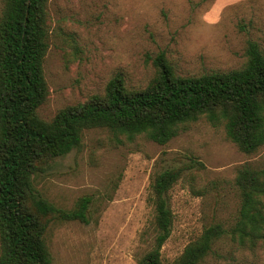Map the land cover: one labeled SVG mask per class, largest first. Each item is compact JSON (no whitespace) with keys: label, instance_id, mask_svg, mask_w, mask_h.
<instances>
[{"label":"rangeland","instance_id":"374dc122","mask_svg":"<svg viewBox=\"0 0 264 264\" xmlns=\"http://www.w3.org/2000/svg\"><path fill=\"white\" fill-rule=\"evenodd\" d=\"M48 13L49 95L39 108L47 120L104 94L118 74L129 88H146L161 55L176 73L190 76L243 67L249 41L264 48V0H49ZM244 165L264 170V145L245 153L224 123L206 117L166 144L144 134L85 130L80 147L34 178L37 190L59 207L91 199L89 222L50 225L52 264H139L156 235L153 179L171 168L181 177L169 192L174 221L162 258L175 262L210 224L234 223L236 176ZM215 250L200 264H264V242L251 249L224 237Z\"/></svg>","mask_w":264,"mask_h":264},{"label":"trees","instance_id":"16d2710c","mask_svg":"<svg viewBox=\"0 0 264 264\" xmlns=\"http://www.w3.org/2000/svg\"><path fill=\"white\" fill-rule=\"evenodd\" d=\"M48 1L1 0L0 264H52L46 238L50 225L89 222L90 197L63 208L34 184L51 161L80 147L87 129L107 128L128 138L144 134L166 144L183 126L206 117L224 123L228 137L245 153L264 145V48L256 41H249L247 61L239 69L182 76L161 55L146 88L131 89L118 74L104 94L44 119L39 108L49 95L44 69L50 46ZM180 177L181 170L171 168L153 179L156 235L139 264H200L224 237L251 249L264 242V170L244 165L236 176L240 207L234 223L210 224L175 262H165L162 247L174 221L169 192Z\"/></svg>","mask_w":264,"mask_h":264}]
</instances>
